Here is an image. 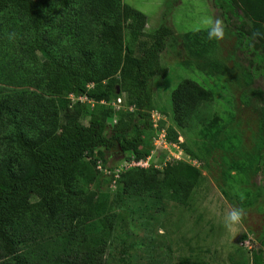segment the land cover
Returning a JSON list of instances; mask_svg holds the SVG:
<instances>
[{"label": "trees", "instance_id": "obj_1", "mask_svg": "<svg viewBox=\"0 0 264 264\" xmlns=\"http://www.w3.org/2000/svg\"><path fill=\"white\" fill-rule=\"evenodd\" d=\"M213 2L227 22L242 3L255 23L240 35L264 44V0ZM1 16L24 25L34 35L26 50L45 58L33 78L40 92L0 85V264H106L117 211L138 210L139 201L142 209L186 203L203 178L186 152L166 161V151L158 166L131 167L118 177V165L107 168L109 156L141 160L151 154V87L168 73L162 55L174 30L162 22L137 56L126 46L125 30L144 33L148 17L124 0H0ZM190 35L197 43L207 40L204 31L186 33V39ZM5 55L0 78L14 83L28 64L12 67V55ZM71 93L93 104L78 100L63 118L57 103ZM121 94L134 110L116 114L110 101ZM213 100L196 80L182 79L171 93L175 122L193 127L205 121ZM170 137L178 140L173 127ZM115 183L112 199L101 200ZM95 219L103 231L87 234L84 225ZM251 262L264 264V249L253 250Z\"/></svg>", "mask_w": 264, "mask_h": 264}, {"label": "rangeland", "instance_id": "obj_2", "mask_svg": "<svg viewBox=\"0 0 264 264\" xmlns=\"http://www.w3.org/2000/svg\"><path fill=\"white\" fill-rule=\"evenodd\" d=\"M124 2L148 17L144 33L132 36L131 29L125 30L126 46L135 55H142L152 42L147 34L162 22L174 30L162 55V66L168 73L157 75L151 87L149 166L159 165L166 151H176L179 146L203 178L186 203L166 201L160 208L142 209L144 205L139 201L138 210L133 206L117 211L113 218L115 231L104 254L106 264H252L253 250L264 249V44L245 39L239 30H251L255 21L242 3L236 5L237 14L227 22L213 0ZM204 15L223 21V40L203 39L197 43L191 35L190 40L186 39L185 34L195 32L193 29ZM5 19L0 17L5 23L0 32V60L9 53L12 67L21 62L28 65L14 83L0 78V85L40 92L33 78L45 53L37 51L31 55L26 48L34 35L24 25H17L14 20L8 24ZM184 78L196 80L214 97L206 120L193 127L178 126L172 111L171 93ZM119 97L121 101L118 97L110 101L116 114L134 110L127 95ZM80 98L78 93H71L57 103L63 118L66 108ZM116 120L117 116L109 122ZM171 127L178 133V140H168L176 146L157 149L154 142L163 145L158 135L169 133ZM124 158L109 156L107 168L113 164L120 167ZM116 187L115 183L101 192L100 199L110 201ZM241 194L243 200L239 198ZM233 207H242L245 217L241 225L229 230L224 219ZM83 229L94 235L104 228L102 221L95 219Z\"/></svg>", "mask_w": 264, "mask_h": 264}, {"label": "clouds", "instance_id": "obj_3", "mask_svg": "<svg viewBox=\"0 0 264 264\" xmlns=\"http://www.w3.org/2000/svg\"><path fill=\"white\" fill-rule=\"evenodd\" d=\"M193 31L206 32L207 39L212 41H220L225 37V25L219 18H213L209 15L201 17L199 24L193 29ZM241 200L244 199L243 194L239 197ZM245 217V210L242 207H233L229 212L226 213L224 223L225 227L231 230L234 226L241 225Z\"/></svg>", "mask_w": 264, "mask_h": 264}, {"label": "built area", "instance_id": "obj_4", "mask_svg": "<svg viewBox=\"0 0 264 264\" xmlns=\"http://www.w3.org/2000/svg\"><path fill=\"white\" fill-rule=\"evenodd\" d=\"M80 99H81V101H84V102L89 101L91 104H93V102L85 96H82ZM121 99H122L121 97H118V101H121ZM158 138L161 139L164 146L163 145L158 146L159 144L156 141V143L154 142V144H155L157 149H160L159 147H163V149H167L171 145L176 146L175 144L170 143V141L167 139V134H165L164 131L158 135ZM175 150L176 151H173V152L170 151V153L169 152L167 153L166 161L171 160L173 158H176V159H182L183 158L185 151H183V149H181L179 146ZM149 159H150V156H148L146 159H141V160H136L134 157L131 159H125L122 162L121 166L116 169V177H118L120 172L124 169H129V168L135 167V166L148 167L149 166V161H148ZM156 166H158V165H156Z\"/></svg>", "mask_w": 264, "mask_h": 264}]
</instances>
